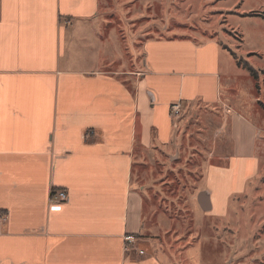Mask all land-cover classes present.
<instances>
[{
  "label": "crops",
  "instance_id": "1",
  "mask_svg": "<svg viewBox=\"0 0 264 264\" xmlns=\"http://www.w3.org/2000/svg\"><path fill=\"white\" fill-rule=\"evenodd\" d=\"M108 2L0 0V216L9 217L0 264H170L145 222L136 168L177 148L173 105L219 109L237 73H223L216 35L142 43L132 31L127 49L123 29L103 32ZM224 115L230 133L212 157L226 165H209L194 198L211 218L224 215L259 167L260 128ZM58 192L67 202L51 203ZM127 235L143 256L125 251Z\"/></svg>",
  "mask_w": 264,
  "mask_h": 264
},
{
  "label": "rangeland",
  "instance_id": "2",
  "mask_svg": "<svg viewBox=\"0 0 264 264\" xmlns=\"http://www.w3.org/2000/svg\"><path fill=\"white\" fill-rule=\"evenodd\" d=\"M107 7L105 23L111 27L103 32L114 35L123 29L126 40L118 36L127 49L133 47L132 31L141 33L142 43L176 35L202 41L216 35L222 43L223 73H237L230 82L235 92L224 85L219 109L181 112L177 148L152 154L136 168L145 189L144 219L158 235L152 238L156 253L170 264H264V0H109ZM258 85L260 91H255ZM225 108L260 128L259 167L245 190L230 196L224 215L211 218L194 198L206 188L209 165H226L217 154L212 157L230 133L232 120Z\"/></svg>",
  "mask_w": 264,
  "mask_h": 264
},
{
  "label": "built area",
  "instance_id": "3",
  "mask_svg": "<svg viewBox=\"0 0 264 264\" xmlns=\"http://www.w3.org/2000/svg\"><path fill=\"white\" fill-rule=\"evenodd\" d=\"M183 105L181 103H177L172 106L171 108V114L173 117L178 118L182 112ZM68 195L65 192H58V193H52L51 194V203H63L67 202ZM9 217L7 214H3L0 216V225L3 223H6L8 221ZM125 242V251L128 253L131 249H136L139 255H144V251H141L137 247V238L132 235H127L124 237Z\"/></svg>",
  "mask_w": 264,
  "mask_h": 264
},
{
  "label": "trees",
  "instance_id": "4",
  "mask_svg": "<svg viewBox=\"0 0 264 264\" xmlns=\"http://www.w3.org/2000/svg\"><path fill=\"white\" fill-rule=\"evenodd\" d=\"M246 68H248V67L246 66ZM247 70L249 71V73H250L251 75H253V76H255V77L257 78L256 72H255L253 69L248 68Z\"/></svg>",
  "mask_w": 264,
  "mask_h": 264
},
{
  "label": "water",
  "instance_id": "5",
  "mask_svg": "<svg viewBox=\"0 0 264 264\" xmlns=\"http://www.w3.org/2000/svg\"><path fill=\"white\" fill-rule=\"evenodd\" d=\"M206 210H207V208H206Z\"/></svg>",
  "mask_w": 264,
  "mask_h": 264
}]
</instances>
